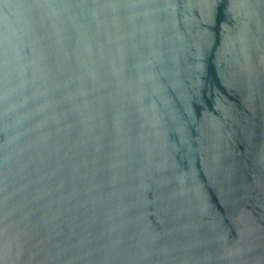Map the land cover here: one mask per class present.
Instances as JSON below:
<instances>
[{
  "label": "water",
  "instance_id": "obj_1",
  "mask_svg": "<svg viewBox=\"0 0 264 264\" xmlns=\"http://www.w3.org/2000/svg\"><path fill=\"white\" fill-rule=\"evenodd\" d=\"M0 264H264V0H0Z\"/></svg>",
  "mask_w": 264,
  "mask_h": 264
}]
</instances>
